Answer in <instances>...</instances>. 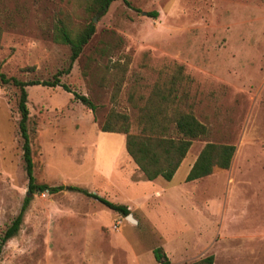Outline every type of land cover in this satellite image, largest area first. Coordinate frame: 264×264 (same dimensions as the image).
<instances>
[{"label": "rangeland", "instance_id": "obj_1", "mask_svg": "<svg viewBox=\"0 0 264 264\" xmlns=\"http://www.w3.org/2000/svg\"><path fill=\"white\" fill-rule=\"evenodd\" d=\"M106 14L91 0H0V72L52 80L70 64L56 28L96 33L60 79L99 106L92 112L62 88H27L34 176L50 187L86 189L125 205L138 224L92 198L64 190L33 197L0 264H264V0H128ZM157 14L153 17V14ZM176 84L181 107L208 127L172 181H147L126 136L101 127L141 109ZM159 94V95H157ZM157 95V96H156ZM20 91L0 84V238L28 195ZM208 143L236 146L231 167L187 176Z\"/></svg>", "mask_w": 264, "mask_h": 264}, {"label": "trees", "instance_id": "obj_2", "mask_svg": "<svg viewBox=\"0 0 264 264\" xmlns=\"http://www.w3.org/2000/svg\"><path fill=\"white\" fill-rule=\"evenodd\" d=\"M117 1L130 5L128 0H91L88 9L97 15L106 14L111 5ZM156 16V13L153 14V17ZM94 22H90L76 33H73L64 23H61L56 28L54 40L70 48V64L66 70L58 72L52 80L24 82L15 77H8L6 74L0 72V84L12 85L20 91L18 109L21 118L19 129L23 140L25 171L29 181L28 195L24 200L19 215L0 238V254L8 241L18 234L24 215L33 197L37 194H58L64 190L74 191L94 199L120 215L126 217L131 214L127 206L113 203L86 189L78 187L66 188L65 186L50 187L46 184L37 183L34 176L31 136L28 128L30 116L28 109V87L37 85L48 88L60 87L64 91L72 93L74 99L88 108L92 112L94 120L97 121L99 106L89 97L73 92L60 79L63 75L70 73L73 64L80 58L85 47L95 35L96 26ZM181 69L180 67L173 77L170 94L165 96L157 91L160 94L158 102L152 98L141 109L138 117L140 128L138 133H130L129 117L127 115H118L113 121H108L101 127L105 133H119L126 136V150L147 181H155L158 178L172 181L186 159L193 141L209 135L208 127L202 124L191 112L182 109L180 105L181 99L177 96L175 86L181 77ZM235 153L236 146L234 145L206 144L192 166L186 181L194 182L208 177L213 173L215 168L228 170L231 167ZM153 255L158 264H171L163 248L158 247L154 249ZM193 264H214V256L210 255Z\"/></svg>", "mask_w": 264, "mask_h": 264}, {"label": "water", "instance_id": "obj_3", "mask_svg": "<svg viewBox=\"0 0 264 264\" xmlns=\"http://www.w3.org/2000/svg\"><path fill=\"white\" fill-rule=\"evenodd\" d=\"M95 21H96V19H95ZM126 219H127L128 221L132 222L133 224H138V221L133 217L132 214L127 215V216H126Z\"/></svg>", "mask_w": 264, "mask_h": 264}, {"label": "crops", "instance_id": "obj_4", "mask_svg": "<svg viewBox=\"0 0 264 264\" xmlns=\"http://www.w3.org/2000/svg\"><path fill=\"white\" fill-rule=\"evenodd\" d=\"M192 168V167H191Z\"/></svg>", "mask_w": 264, "mask_h": 264}]
</instances>
